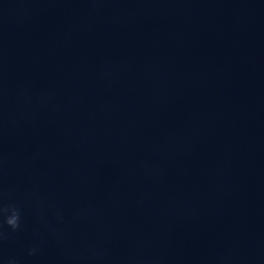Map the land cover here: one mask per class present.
Returning <instances> with one entry per match:
<instances>
[{"label":"water","instance_id":"obj_1","mask_svg":"<svg viewBox=\"0 0 264 264\" xmlns=\"http://www.w3.org/2000/svg\"><path fill=\"white\" fill-rule=\"evenodd\" d=\"M0 264H264V0H0Z\"/></svg>","mask_w":264,"mask_h":264},{"label":"clouds","instance_id":"obj_2","mask_svg":"<svg viewBox=\"0 0 264 264\" xmlns=\"http://www.w3.org/2000/svg\"><path fill=\"white\" fill-rule=\"evenodd\" d=\"M6 222L11 228L15 229L18 227L19 217H14L12 219L7 220Z\"/></svg>","mask_w":264,"mask_h":264}]
</instances>
